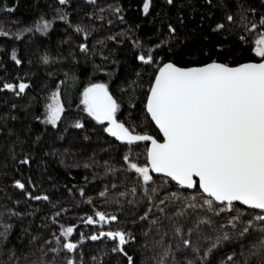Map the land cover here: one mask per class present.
<instances>
[{
  "label": "trees",
  "instance_id": "1",
  "mask_svg": "<svg viewBox=\"0 0 264 264\" xmlns=\"http://www.w3.org/2000/svg\"><path fill=\"white\" fill-rule=\"evenodd\" d=\"M143 3L144 0H66L65 3L0 0V84L17 83L19 79L28 81L25 92L19 95L18 89L0 88V221L11 225L7 235L0 236V264H67L68 258L75 264H128L124 253L112 251L118 238L99 236L101 231L117 229L135 237L121 245L134 257L135 264H156L154 257L161 249L150 245L161 235L165 236L163 243L175 249L179 264H186L185 257L196 264H260L256 257L246 262L242 254L259 237V230L253 228L238 235L244 222L260 211L233 203L235 209L247 210L241 213L240 220L234 221L233 228L227 220L237 212L227 208L210 212L206 206L201 207L197 185L185 190L170 179L153 175L155 185L161 190L152 193L150 183L145 193L143 185L137 184V174L126 166L121 168L127 142L104 132V123L83 112L80 92L90 80L107 83L120 104L117 119L131 117L139 124L140 131L160 138L150 119L142 115L154 65L144 66L135 57L140 51L147 53L152 48L155 56L180 66L211 59L233 64L256 59L251 49L256 37L263 33L259 28L246 31L241 17L249 24L259 21L264 16V0H172L171 4L168 0H150L148 12L143 11ZM117 7L118 13L114 11ZM65 12L69 20H60L59 16ZM229 14L232 21L226 19ZM40 17L50 20L51 26L44 31L35 28L31 32L23 31ZM169 23L176 30L175 39L168 35ZM217 23H222L223 29H215ZM75 24L82 25L90 35L78 33L72 27ZM137 40L139 45L135 44ZM165 40L168 43H162ZM81 42L87 44L86 52L78 47ZM13 50L21 63L12 58ZM45 54L52 58L48 63L42 60ZM101 68L105 71H100ZM138 72L142 75H137ZM130 80L137 81L139 86L131 92L123 91V84ZM57 81H63L59 87L64 110L54 126L43 117L48 93L57 87ZM77 119L82 127L75 126ZM134 143V159L139 152V161L144 163L148 142ZM25 155L30 157L26 164L22 163ZM108 168L113 171H107ZM17 179L25 184L24 189L13 183ZM134 186L135 196L131 192ZM105 188L108 195L99 197L97 194ZM122 191L126 195L118 197L116 194ZM177 191L185 199L166 204L169 215L184 203H192L186 197L197 195L195 207L185 209L183 216L173 217L183 228L182 238L173 233V225L166 218L160 220L159 229L153 226L145 233L150 217L143 220L141 217L148 209L147 195L159 200L164 199L165 193ZM41 193L49 199H33ZM88 197H92L91 202ZM133 200L135 203L130 202ZM97 210L115 215L117 220L99 222L95 216ZM152 215L160 216L155 206ZM88 216L98 222L88 221ZM203 216L211 223L203 221L197 225L196 221ZM67 225L75 228L64 238L60 229ZM189 228L193 229L191 233ZM224 232L228 238L217 243V236ZM93 233H97L98 239H91ZM53 234L56 239H50ZM82 235L85 239H81ZM66 239L76 243V247L51 251L57 248V240ZM183 239H190L192 246L177 248ZM210 244L215 247L201 261ZM193 248L199 250L198 254ZM230 254L234 256L231 261L227 259ZM166 259L171 261V256Z\"/></svg>",
  "mask_w": 264,
  "mask_h": 264
},
{
  "label": "snow or ice",
  "instance_id": "2",
  "mask_svg": "<svg viewBox=\"0 0 264 264\" xmlns=\"http://www.w3.org/2000/svg\"><path fill=\"white\" fill-rule=\"evenodd\" d=\"M65 3L66 0H60ZM171 4L172 0H168ZM150 0H144L142 9L148 12ZM100 11H103L101 9ZM115 12H119L117 7ZM254 11V10H253ZM89 15H92L89 13ZM123 19V17H120ZM60 20H69L65 12L59 16ZM102 19V17H97ZM226 19L233 20L229 14ZM246 25V31L259 28L264 33V16L259 21L249 24L241 17ZM111 23V21H109ZM51 26V21L40 17L31 27L23 29L24 32H31L34 28L38 31H44ZM78 32L85 37L90 33L80 24L72 25ZM168 35L175 39V28L169 23L167 25ZM215 29H223L222 23H217ZM21 33H17L20 35ZM162 43H168L167 40ZM139 45L140 41H135ZM143 48V45H140ZM78 47L87 51V44L81 42ZM156 47V45H153ZM217 47H221L217 45ZM256 59L245 60L240 63L223 62L217 59H211L206 63H195L188 66H180L172 60H164L155 56L152 48L147 49V53L140 51L135 57L141 61L144 66L154 65V75L146 86V97L144 98L142 115L144 119H149L158 128L162 134L160 138L149 135L146 131L139 130V124L129 117L128 120L117 119L120 104L117 97L109 90V85L105 82L90 80L80 92V103L83 105V112L98 122H104V132L115 137L120 142H127L128 148L122 159L125 162L121 168L133 170L138 177L137 184L143 185V191L147 193L148 185L151 183L152 193H159L161 190L156 186L155 177L150 174V169L154 173L164 174V180L171 179L177 185L188 186L192 188L198 183L201 190L199 199L202 201L201 207H207L210 212H221L225 208L233 209L237 215L227 220V224L236 227L234 221L241 219V213L246 209H235L233 201H240L244 205L259 209L260 212L244 222L245 226L238 235L249 233L253 228L259 230V237L251 244V247L244 253L245 261L256 257L260 264H264V34H261L255 41V46L251 49ZM12 58L16 63H21L16 58L15 50L12 52ZM52 58L45 54L42 57L43 62L48 63ZM100 71H105L101 68ZM51 75V73L49 74ZM142 75V73H137ZM65 79H68L66 74ZM75 80V77H72ZM63 81H57V87L48 93L47 103L44 105V120L53 125L61 119V113L64 106L61 103V91L59 85ZM28 81L19 79L17 83L4 82L0 84L2 89L17 90V95L24 93ZM131 86V87H130ZM135 80L127 81L123 84V91H134L138 87ZM133 111L135 109L133 108ZM40 119V117H36ZM139 119V118H137ZM77 128L82 127L81 120L74 121ZM149 141L144 149L145 162L140 163L139 152L134 159V142ZM30 157L25 155L22 163H28ZM108 162L105 161V164ZM107 171H113L108 168ZM13 183L21 188L25 184L17 179ZM80 192L83 194L84 189ZM135 196L137 187L131 189ZM31 196V193H26ZM103 198L108 195V189L100 191L97 194ZM118 197H124L126 192H119ZM148 209L143 213L141 219L149 218V227L144 231L155 226L161 227L160 220L163 218L171 221L172 231L182 238L183 228L173 217L185 215V209L195 207L197 195L194 193L186 197L192 203H184L182 207H177L176 212L169 215L166 212V204H174L179 200L185 199L177 191L165 193L164 199H156L153 195H147ZM33 199L48 200L49 196L41 193L39 197ZM91 202L92 197L87 198ZM119 202V201H118ZM135 203V200L130 201ZM214 202H220L218 206ZM155 206L160 216L152 215V208ZM64 211V209H61ZM57 215V214H54ZM95 216L99 217V222L115 221V215H107L105 212L97 210ZM87 220L92 223L98 221L93 216H88ZM203 221L211 223L207 216H203L196 221L200 224ZM11 225L3 224L0 221V236H6ZM75 225L61 227L60 231L63 237L67 238L74 231ZM192 228L188 232H192ZM116 237L118 242L112 251L124 253L128 264H135L134 257L129 256L121 245L127 241L134 240L135 237L130 232H124L117 229L115 231H101L99 236ZM210 239V237H204ZM228 238V233L224 232L218 235L216 242ZM35 239V237H34ZM50 239H56L53 234ZM81 239H85L82 235ZM91 239H98L97 233H93ZM164 235H161L154 245L160 247V252L154 257L156 264H179L176 260L175 249L171 245L163 243ZM47 243V241L45 242ZM190 239H183L182 245L178 243L177 248L182 246H192ZM43 247V245L41 246ZM71 250L76 247L72 240H57V248H52L53 253L58 248ZM210 244L204 250L200 260L203 261L209 255L210 249L214 248ZM197 252L198 249L193 248ZM43 255V254H42ZM171 256V261L166 258ZM186 264H196L193 259L187 258ZM229 261L234 259L232 254L227 258ZM52 264V262H46ZM67 264H75L72 258H68Z\"/></svg>",
  "mask_w": 264,
  "mask_h": 264
},
{
  "label": "water",
  "instance_id": "3",
  "mask_svg": "<svg viewBox=\"0 0 264 264\" xmlns=\"http://www.w3.org/2000/svg\"><path fill=\"white\" fill-rule=\"evenodd\" d=\"M150 119V118H149ZM152 124H153V126L155 127V129L158 131V128L154 125V123L152 122ZM159 133V132H158ZM159 135H160V137L162 136V134H160L159 133ZM115 138V137H114ZM148 143H150L149 141H147ZM150 171V173L152 174V175H155V176H163L164 177V174H162V173H154L151 169L149 170ZM168 179H170V178H168ZM171 180V179H170ZM175 184H176V182L175 181H173ZM195 185H197L198 186V183L197 184H194L193 185V187L192 188H189L188 186H186V185H184V186H181V185H179L182 189H185V190H191V189H193L194 187H195ZM199 188V187H198ZM201 191V190H200ZM216 203H219V204H221L220 202H216ZM232 203H236V204H239V205H241V206H243V207H245V208H249V209H252V210H256V211H260L259 209H254L252 206H248V205H244L242 202H240V201H233Z\"/></svg>",
  "mask_w": 264,
  "mask_h": 264
},
{
  "label": "rangeland",
  "instance_id": "4",
  "mask_svg": "<svg viewBox=\"0 0 264 264\" xmlns=\"http://www.w3.org/2000/svg\"><path fill=\"white\" fill-rule=\"evenodd\" d=\"M263 34H264V33H263ZM260 35H261V34H260ZM260 35H258V36L256 37L255 41L258 39V37H259ZM44 115H45V108H44ZM58 121H59V120H58ZM58 121H57V122H58ZM97 122H98V121H97ZM99 123H104V122H99ZM50 124H51V123H50ZM56 124H57V123H56ZM56 124H55V125H56ZM51 125H53V124H51ZM55 125H54V126H55Z\"/></svg>",
  "mask_w": 264,
  "mask_h": 264
}]
</instances>
